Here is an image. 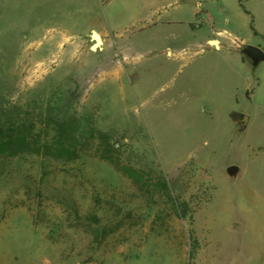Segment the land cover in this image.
I'll return each instance as SVG.
<instances>
[{"label": "rangeland", "instance_id": "obj_1", "mask_svg": "<svg viewBox=\"0 0 264 264\" xmlns=\"http://www.w3.org/2000/svg\"><path fill=\"white\" fill-rule=\"evenodd\" d=\"M170 1L0 0L2 102L39 142L58 122L75 137L71 160L0 161V264H264V62L234 50H264V0ZM196 13L227 48L211 24H163Z\"/></svg>", "mask_w": 264, "mask_h": 264}, {"label": "trees", "instance_id": "obj_2", "mask_svg": "<svg viewBox=\"0 0 264 264\" xmlns=\"http://www.w3.org/2000/svg\"><path fill=\"white\" fill-rule=\"evenodd\" d=\"M245 60H249L244 56ZM250 61V60H249ZM0 97V161L3 158L13 157L19 154L29 153H45L51 156H56L57 159L68 158L71 160L74 158V134L72 132V125L68 122H58L57 134L55 135V142L49 144V142H39L35 137L36 133H32L31 129L34 125L27 130L22 129L21 125L16 118L14 110H7V105L2 102ZM35 136V137H34ZM32 138L34 141H32ZM103 144V143H102ZM55 145V147L53 146ZM103 157H106L103 155ZM188 208L182 209L181 216L186 217ZM192 236V235H191ZM198 241L193 238V252L197 248ZM193 252L191 253L193 255Z\"/></svg>", "mask_w": 264, "mask_h": 264}, {"label": "crops", "instance_id": "obj_3", "mask_svg": "<svg viewBox=\"0 0 264 264\" xmlns=\"http://www.w3.org/2000/svg\"><path fill=\"white\" fill-rule=\"evenodd\" d=\"M149 0H135L134 3H148ZM156 0H154L155 2ZM173 1V0H172ZM172 1H170L169 3H171ZM198 0H188L187 2L189 4H196ZM165 2H167V0H165ZM195 11V10H194ZM206 22L205 23H201V21L199 20V16L198 13L195 14V16L193 18H190L189 20H185V19H181V17H169L167 19L166 22H164V25H172V24H176L179 26H185L188 25L191 28H203L204 25H209L211 24V35L207 38L206 43L209 44L212 48L214 49H221L223 50L225 47H228V44H230L229 42H231V40L227 39V38H221L218 37L217 35L221 34V35H225V32H227V30H222L221 28H217V23L215 21V18H213L209 13L206 14ZM213 40H218L219 41V46L215 45V44H211V42ZM199 45H203V43L199 42ZM188 50H190V48L187 47H157V46H151V47H147V48H138L137 51L140 52V55L143 59V57H147L148 61L150 60H155L157 58H159L161 56V54H164L168 57V62H173L175 60H177L178 58L183 57V53L187 52ZM200 50V49H199ZM204 50V48L202 49ZM237 53L241 52V49H234ZM201 51V50H200ZM144 52V53H141ZM159 53V54H158ZM241 54V53H240ZM242 56V55H241ZM243 58V62H246L244 59V56H242ZM142 59H138V61H134V55L132 56L130 63H131V67L134 66L137 63H141ZM165 67H169L172 65V63H167V64H163ZM137 67L133 68V70H131L136 76L137 78L140 80V78L142 77V73L137 72L136 69ZM123 67H119L116 66L115 69L112 70V72L116 73V74H121L123 73ZM148 77V73L146 75V79Z\"/></svg>", "mask_w": 264, "mask_h": 264}, {"label": "water", "instance_id": "obj_4", "mask_svg": "<svg viewBox=\"0 0 264 264\" xmlns=\"http://www.w3.org/2000/svg\"><path fill=\"white\" fill-rule=\"evenodd\" d=\"M94 38H95V43L93 45V49H98L99 47L101 48L103 46V39L100 35L99 32L95 31L94 32ZM211 44H215L219 46V41L218 40H213ZM241 55L247 57L249 60H251L252 65L256 68L261 63L264 62V50L260 46L252 45V44H246L245 47L241 48ZM232 117L233 119H239V123L241 125V130H245L249 126L250 122V116L241 113L239 111H234L232 112ZM227 174L231 177L237 178L239 174L241 173V168L237 164H232L228 167L227 169ZM233 229L236 231L242 228V224L239 223H234L232 225Z\"/></svg>", "mask_w": 264, "mask_h": 264}, {"label": "flooded vegetation", "instance_id": "obj_5", "mask_svg": "<svg viewBox=\"0 0 264 264\" xmlns=\"http://www.w3.org/2000/svg\"><path fill=\"white\" fill-rule=\"evenodd\" d=\"M251 61V60H250ZM252 63V62H251ZM235 120H238V122H239V119H235ZM240 124V123H239ZM240 127H241V125H240Z\"/></svg>", "mask_w": 264, "mask_h": 264}, {"label": "built area", "instance_id": "obj_6", "mask_svg": "<svg viewBox=\"0 0 264 264\" xmlns=\"http://www.w3.org/2000/svg\"><path fill=\"white\" fill-rule=\"evenodd\" d=\"M117 146H119V144L117 143Z\"/></svg>", "mask_w": 264, "mask_h": 264}]
</instances>
